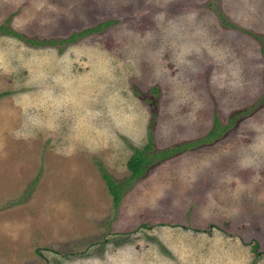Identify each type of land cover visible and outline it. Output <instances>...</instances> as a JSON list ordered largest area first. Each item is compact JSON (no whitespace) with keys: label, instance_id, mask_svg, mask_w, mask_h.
<instances>
[{"label":"rangeland","instance_id":"obj_1","mask_svg":"<svg viewBox=\"0 0 264 264\" xmlns=\"http://www.w3.org/2000/svg\"><path fill=\"white\" fill-rule=\"evenodd\" d=\"M105 21L0 29V264H264V0H0L23 38ZM214 118L112 204L100 168Z\"/></svg>","mask_w":264,"mask_h":264},{"label":"trees","instance_id":"obj_2","mask_svg":"<svg viewBox=\"0 0 264 264\" xmlns=\"http://www.w3.org/2000/svg\"><path fill=\"white\" fill-rule=\"evenodd\" d=\"M108 24H110V21H105L103 23H97L96 25L92 27L84 28L76 33H71L66 39H60V40L50 39V40H44V41L23 38L18 33L10 31L9 29H6L2 26L0 27V29L2 30L3 33L18 37L29 45H56V44L63 45L67 43H73L77 39L82 38L85 35H89L92 33H98ZM256 39H258V37H256ZM261 52L264 55V47L261 48ZM234 119L235 118H229L228 124L229 125L232 124L234 122ZM213 121H214L213 125L211 129L209 130V132L206 134V136L202 137L201 139H196L194 141L186 142L181 145H177L172 148H166V149L159 150L156 152L151 151L152 141H151L150 136L148 135L146 144L140 149L133 148L131 154L126 159L124 166L128 172V176L126 177V179L122 181L115 182L103 169L100 168L99 169L100 176L104 182L107 193L111 198L112 204L116 206L119 203L120 197L123 191L130 185V183L135 178L142 176L145 173L146 168L150 164L161 161L164 158H168L172 156L174 153H178L182 150L188 149L189 147H192V146L194 147L201 142H210L213 139L217 138L221 132L226 130L228 125L218 127L217 120L214 118Z\"/></svg>","mask_w":264,"mask_h":264}]
</instances>
